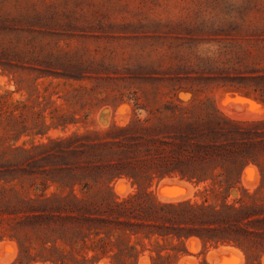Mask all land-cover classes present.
<instances>
[{"label":"rangeland","instance_id":"rangeland-1","mask_svg":"<svg viewBox=\"0 0 264 264\" xmlns=\"http://www.w3.org/2000/svg\"><path fill=\"white\" fill-rule=\"evenodd\" d=\"M0 95L8 96L15 115H25L28 133L15 146L27 149L113 123L153 126L170 116L169 103L236 121L264 119V0H0ZM39 112L49 126L43 136L34 133ZM3 149L1 170H35L29 162L45 155H4ZM165 179L171 181L163 185ZM261 182L250 162L239 186L253 193ZM204 186L175 175L156 179L149 190L162 202L201 201ZM114 188L121 198L135 191L127 178ZM240 195L234 189L230 198ZM2 219L0 213V264H20L19 241ZM190 239L184 248L173 242L180 248L172 264H211V255L225 256L218 257L224 247L235 252L222 264H264V252ZM149 254L137 264H152ZM98 263L111 264H87Z\"/></svg>","mask_w":264,"mask_h":264},{"label":"trees","instance_id":"trees-1","mask_svg":"<svg viewBox=\"0 0 264 264\" xmlns=\"http://www.w3.org/2000/svg\"><path fill=\"white\" fill-rule=\"evenodd\" d=\"M164 107L170 116L157 117L153 126L113 123L27 149L15 146L28 133L25 115H15L8 96L0 95L3 154H45L29 162L35 170L0 169V213L19 241L20 264H137L146 251L152 264H172L180 248L173 242L184 248L193 237L205 246L264 252V119L242 122L217 110L202 115L173 103ZM37 120L34 133L46 135L42 112ZM250 162L262 174L253 193L239 186ZM175 175L204 183L203 200L159 201L149 188ZM121 178L135 188L124 198L114 188ZM234 189L241 195L230 198Z\"/></svg>","mask_w":264,"mask_h":264},{"label":"bare ground","instance_id":"bare-ground-1","mask_svg":"<svg viewBox=\"0 0 264 264\" xmlns=\"http://www.w3.org/2000/svg\"><path fill=\"white\" fill-rule=\"evenodd\" d=\"M230 92H231V91H230ZM225 93H226V92H225ZM221 101H222V100H221ZM257 102H258V101H257ZM241 103H242V102H241ZM248 103H249V102H248ZM259 103H260V102H259ZM237 104H238V103H237ZM247 106H249V105H247ZM234 109H235V108H234ZM253 168H255V167H253ZM254 171H255V170H254ZM257 172H258V171H257ZM254 173H255V172H254ZM255 176H257V175L255 174ZM167 180H168V181H171V180H169V179H167ZM167 180L165 179L164 182H163V180H162L163 185H164L165 183H167ZM176 181H177V180H176ZM177 182H178V181H177ZM243 182H244V181H243ZM120 183H121V182H120ZM122 183H123V182H122ZM125 183H126V182H125ZM161 184H162V183H161ZM116 185H117V184H116ZM252 185H253V184H252ZM118 186H119V185H118ZM125 189H126V187H125ZM192 190H193V189H192ZM188 196H189V195H188ZM186 197H187V196H186ZM186 197H182V200H183L184 198H186ZM160 198H161V197H160ZM162 199H164V198H162ZM177 200H178V199H177ZM179 200H181V198H179ZM166 201H167V200H166ZM194 238H195V237H194ZM190 240H191V239H190ZM193 240H194V239H193ZM193 240H192V241H193ZM5 244H6V243H5ZM189 245H190V244H189ZM6 246H7V245H6ZM1 247H3V246H1ZM3 249H4V248H3ZM218 249H220V248H218ZM216 251L218 252V250H216ZM216 251H215V252H216ZM220 251H221L220 255H218V254H217V255H218V257H219V256H220V257H223L224 254L222 255V253H225V256H224L223 258H225L226 255L229 256V253H233V254H234V252H235V250H233V248H230V247H227V248L224 247V248H222ZM220 251H219V252H220ZM233 251H234V252H233ZM219 252H218V253H219ZM211 253H212V250H211ZM226 253H227V254H226ZM237 253H238V250L236 251L235 256H238V255H236ZM1 254H2V252H1ZM212 254H214V252H213ZM215 254H216V253H215ZM215 254H214V255H215ZM221 255H222V256H221ZM231 255H232V254H231ZM231 255H230V257H231ZM209 256H210V254H209ZM211 256L214 257L213 255H211ZM13 257H15V256H13ZM212 257L209 258V260L211 259L210 261H213V263L211 262V264H214V263H215V264H222L220 261H222L223 258H220V260H219V258H214V259H213ZM185 258L187 259V257H185ZM188 258H189V257H188ZM228 258H229V257H228ZM239 258H240V257H239ZM143 259L145 260V258H143ZM7 260H8V259H7ZM189 260H190V259H189ZM214 260H215V262H214ZM216 260H218L219 263H218ZM241 260H242V259H241ZM4 261H5V260H4ZM141 261H142V260H141ZM141 261H140V262H141ZM146 261H147V259H146ZM146 261H145V262H146ZM187 261H188V259H187ZM7 262H9V261H7ZM107 262H108V261H107ZM182 262H183V261H182ZM188 262H189V261H188ZM143 263H144V262H143ZM183 263H185V262H183ZM240 263H241V262H240ZM240 263H239V264H240ZM98 264H100V263H98ZM147 264H149V263L147 262ZM180 264H182V263H180Z\"/></svg>","mask_w":264,"mask_h":264}]
</instances>
